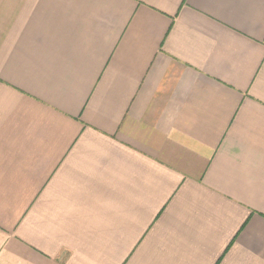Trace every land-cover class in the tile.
Returning a JSON list of instances; mask_svg holds the SVG:
<instances>
[{
	"label": "crops",
	"instance_id": "crops-1",
	"mask_svg": "<svg viewBox=\"0 0 264 264\" xmlns=\"http://www.w3.org/2000/svg\"><path fill=\"white\" fill-rule=\"evenodd\" d=\"M0 264H264V0H0Z\"/></svg>",
	"mask_w": 264,
	"mask_h": 264
}]
</instances>
